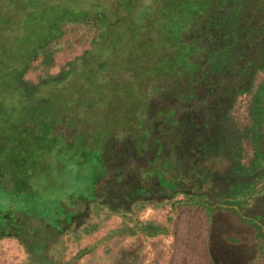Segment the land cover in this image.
Listing matches in <instances>:
<instances>
[{
    "label": "trees",
    "instance_id": "obj_1",
    "mask_svg": "<svg viewBox=\"0 0 264 264\" xmlns=\"http://www.w3.org/2000/svg\"><path fill=\"white\" fill-rule=\"evenodd\" d=\"M83 2L92 6L97 0H0V237L19 236L22 229L27 240H35V253L82 213L81 202L98 200L99 180L105 178L112 193L122 175L109 171L110 129L134 100L147 110L150 95L175 92L185 102L199 97L206 115L199 128L187 111L180 117L171 106L164 121L177 129L164 130L177 138L179 145L167 142L179 162L193 160L195 149L191 153L184 131L194 135L204 151L196 154L195 166L207 173L201 158L236 133L235 100L264 70V0H116L115 17L96 45L56 74L28 79L32 62L51 55V44L64 35V23L86 16ZM210 121L214 129H208ZM35 129H51L48 136L68 143L45 139L34 145ZM56 129H85L91 143L80 147L75 135ZM176 187L158 186L163 195L179 191L177 182Z\"/></svg>",
    "mask_w": 264,
    "mask_h": 264
},
{
    "label": "rangeland",
    "instance_id": "obj_2",
    "mask_svg": "<svg viewBox=\"0 0 264 264\" xmlns=\"http://www.w3.org/2000/svg\"><path fill=\"white\" fill-rule=\"evenodd\" d=\"M99 2L97 0L92 6L88 2L87 5L86 2L79 4V7L84 8L80 10L87 12L86 16L78 21L64 23V35L51 44V55H40L32 62L26 75L28 79L38 81L56 74L62 67H69L85 50L96 45L100 33L109 29L108 24L115 17L113 13L116 0ZM97 17L100 19L97 20ZM168 79L171 82L174 76ZM263 81L264 70H261L255 74L253 86H262ZM176 95L175 92L161 98L150 95L149 102L146 103L149 106L147 110L140 109L138 101H133L128 108V114H124L121 122L119 120L115 128L110 129L112 133L109 139L114 151L106 153L107 158L110 155L114 159L109 163V171L116 169L122 177L118 176L112 183V193L105 188V178L99 180L97 193L101 199L90 201L84 214L73 215V221L58 232L54 240L74 231L81 232L84 227L105 229L114 226L104 234L103 239H109L119 231L120 237L129 235L131 241L125 242L128 246L122 248L115 260L107 264H222L217 246L224 243L252 248L253 254L248 264H264V217L261 213H250L252 207L264 201L263 156L256 153V159L251 158V149L247 143L243 150V165L234 175H221L223 171L217 162L215 168L209 166L205 173L195 166H199L196 154L203 153V147L198 139L194 141V135L192 138L184 131V138L191 144V153L195 149L196 154H193L192 161H177L171 148L168 149L167 142L170 139L175 145H179L173 131L171 132L177 127L164 121V118L171 115L170 109L165 110L173 106L176 108V115L180 117L187 111V119L198 121V128L205 121L206 115L201 110L199 103L202 101L199 97L185 102L184 99H176ZM238 96L240 98L231 110L235 129H251L254 120L251 107H257L254 93L247 91ZM138 114H141L144 125H140ZM262 117L260 122L264 126V116ZM210 123L208 129H214L211 121ZM151 124L153 129H157L156 134L151 132ZM56 130L69 138L75 135L73 138L80 147L89 146L91 143L85 137V129ZM50 131L51 129H35V135L31 132L34 145L43 144L45 139L52 145L60 144L64 140L62 136L56 137L55 134L48 136ZM99 134L102 137L103 133ZM65 143L61 142L63 145ZM204 161L206 159L201 158V163ZM176 182L180 190L169 191L171 193L168 195H163L158 188L177 190ZM208 182L212 185L219 184L215 186L219 190L228 184V190L225 191L228 196L224 197L222 192L216 195V192L209 191ZM122 187L128 190H123ZM150 228L158 229L159 232L149 235L143 231ZM224 230L231 234V239L228 240L230 243L224 240ZM138 232L142 234L137 235ZM2 237L4 236L0 238ZM19 237L23 248L21 245L18 247L21 251L24 250L22 254L26 264H32L33 259L34 264H48L40 259L53 261L55 264H70L68 261L72 262L71 259L78 254L71 251L69 258L63 259L64 256L59 253L65 250V246H69V237L59 246L53 244L55 241H50L42 247V251L36 253L35 240H27L22 229ZM53 246L58 249L54 250ZM104 252L107 255L111 251Z\"/></svg>",
    "mask_w": 264,
    "mask_h": 264
},
{
    "label": "crops",
    "instance_id": "obj_3",
    "mask_svg": "<svg viewBox=\"0 0 264 264\" xmlns=\"http://www.w3.org/2000/svg\"><path fill=\"white\" fill-rule=\"evenodd\" d=\"M261 84L262 86L258 85L257 88L252 85L253 89L252 87L250 89V92L254 93V101H256L255 106H257L251 107L253 114L252 116H254L251 129H237L236 133L230 134L229 138H223L225 140L221 141L222 143L220 142V145H218L217 142L215 145V147H217V151H214L213 154H209L206 157V161L203 162L205 166H214V168L217 162L220 166V169L223 171V173H220L221 175H234V172L239 171L244 162L243 156L245 155L243 150L244 145L247 143L249 144V149H251V158L256 159V153H259L263 156L262 159L264 160V129H260L264 127L261 126L260 122L263 119L262 116H264V81ZM239 98L240 96H237L234 104L235 106ZM249 113H251L250 107ZM208 183L209 191L216 192V195L222 192L224 193V197L228 196V194L225 192L228 190V184L219 190L215 187L219 184L212 185L210 182ZM234 186L235 185H232V187ZM252 208L254 210L252 209L253 211L251 210L250 213H261L264 217V201L261 202L260 205L257 204ZM85 225L86 224H84V226ZM113 227L114 226H109L105 229L101 227L95 229L84 227L82 229L83 231L81 230V232L74 231V233H69V235H62L59 238H56V240H52L55 241L54 243L52 241L50 243L56 244L55 246H59L69 237V246L67 247L64 245L65 250L61 252L59 251V253L64 256L62 257L64 259L69 258L71 251L77 252L78 254H76L75 258L71 259L72 262L68 261L70 264H107L109 262H113L116 256L120 253L121 249L128 246L125 242L131 241V237L129 235L120 237L121 233L119 231H117L118 234H115V236L113 235L109 239H103L104 234ZM141 234L142 232L137 233V235ZM20 242V237L17 235H5L4 237L0 238V264H26L25 256L22 254V251L24 252V250L21 251L18 247L21 245ZM55 246H53V249H58V247ZM85 248H89V251L79 254L80 251ZM105 250H110L111 252L106 255L104 252ZM32 262V264H34L35 260L33 259Z\"/></svg>",
    "mask_w": 264,
    "mask_h": 264
},
{
    "label": "flooded vegetation",
    "instance_id": "obj_4",
    "mask_svg": "<svg viewBox=\"0 0 264 264\" xmlns=\"http://www.w3.org/2000/svg\"><path fill=\"white\" fill-rule=\"evenodd\" d=\"M99 198L101 199V197ZM89 203H90L89 200H87V201L81 202L78 205L80 207V210L82 211L81 214L85 213L84 211H86ZM73 219L74 218H72V221ZM66 223L67 222H64L63 225H66ZM230 235L231 234H229L226 230H224L223 236H224L225 242L230 243V241H228L231 239ZM217 251H219L218 254H219V258L222 261V264H248L253 254L252 248L233 246L232 244H225V243L224 245H221V244L218 245Z\"/></svg>",
    "mask_w": 264,
    "mask_h": 264
}]
</instances>
